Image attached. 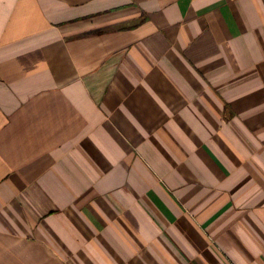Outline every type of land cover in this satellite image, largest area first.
Masks as SVG:
<instances>
[{
  "label": "crops",
  "instance_id": "1",
  "mask_svg": "<svg viewBox=\"0 0 264 264\" xmlns=\"http://www.w3.org/2000/svg\"><path fill=\"white\" fill-rule=\"evenodd\" d=\"M0 264H264V0H0Z\"/></svg>",
  "mask_w": 264,
  "mask_h": 264
}]
</instances>
